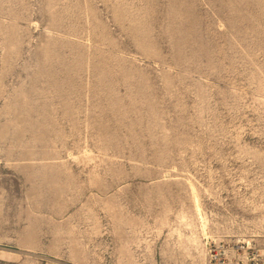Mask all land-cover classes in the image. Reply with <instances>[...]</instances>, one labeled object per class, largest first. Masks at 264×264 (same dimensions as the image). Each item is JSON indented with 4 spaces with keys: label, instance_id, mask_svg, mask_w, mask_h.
I'll return each instance as SVG.
<instances>
[{
    "label": "rangeland",
    "instance_id": "374dc122",
    "mask_svg": "<svg viewBox=\"0 0 264 264\" xmlns=\"http://www.w3.org/2000/svg\"><path fill=\"white\" fill-rule=\"evenodd\" d=\"M219 244L264 264V0H0V264Z\"/></svg>",
    "mask_w": 264,
    "mask_h": 264
},
{
    "label": "built area",
    "instance_id": "2783aa9c",
    "mask_svg": "<svg viewBox=\"0 0 264 264\" xmlns=\"http://www.w3.org/2000/svg\"><path fill=\"white\" fill-rule=\"evenodd\" d=\"M236 253H240L241 248L239 246H236ZM229 250L226 245L224 246H218L217 249L214 248V246H209V264H233L234 260H229ZM236 264H240L239 261H237Z\"/></svg>",
    "mask_w": 264,
    "mask_h": 264
}]
</instances>
